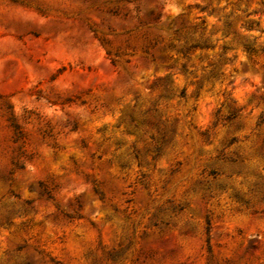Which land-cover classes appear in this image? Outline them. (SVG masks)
Instances as JSON below:
<instances>
[{"label": "rangeland", "instance_id": "1", "mask_svg": "<svg viewBox=\"0 0 264 264\" xmlns=\"http://www.w3.org/2000/svg\"><path fill=\"white\" fill-rule=\"evenodd\" d=\"M263 195L264 0H0V264H264Z\"/></svg>", "mask_w": 264, "mask_h": 264}, {"label": "trees", "instance_id": "2", "mask_svg": "<svg viewBox=\"0 0 264 264\" xmlns=\"http://www.w3.org/2000/svg\"><path fill=\"white\" fill-rule=\"evenodd\" d=\"M202 44H203V46H207V43L206 42H203ZM198 45H199V43L196 42V43H192L190 45L184 46L181 49L182 55L183 56L190 55L192 49L195 48V47H197ZM222 58L224 59V57H222ZM212 65H213V67H216L218 64L217 63H213ZM185 69H186V64H185V62H183L181 64L180 70L181 71H184ZM215 75H216L215 71H211L210 77H214ZM183 95H184V91L182 90L181 91V96H183ZM236 114H237V111L236 110H233L230 114H228L226 116V118L232 119V118H234L236 116ZM10 123H11V125H12V127L14 129V132L17 135V137H20L21 136V130L19 128V125L14 121V119L12 117L10 118ZM263 199H264V195H263Z\"/></svg>", "mask_w": 264, "mask_h": 264}]
</instances>
